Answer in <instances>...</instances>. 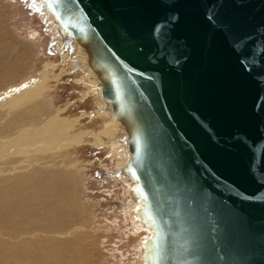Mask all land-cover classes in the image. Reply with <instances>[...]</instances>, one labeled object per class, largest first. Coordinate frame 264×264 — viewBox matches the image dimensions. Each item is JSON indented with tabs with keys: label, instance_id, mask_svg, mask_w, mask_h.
Returning <instances> with one entry per match:
<instances>
[{
	"label": "water",
	"instance_id": "obj_1",
	"mask_svg": "<svg viewBox=\"0 0 264 264\" xmlns=\"http://www.w3.org/2000/svg\"><path fill=\"white\" fill-rule=\"evenodd\" d=\"M122 126L150 264H264V0H49Z\"/></svg>",
	"mask_w": 264,
	"mask_h": 264
},
{
	"label": "bare ground",
	"instance_id": "obj_2",
	"mask_svg": "<svg viewBox=\"0 0 264 264\" xmlns=\"http://www.w3.org/2000/svg\"><path fill=\"white\" fill-rule=\"evenodd\" d=\"M39 1L60 27L49 6V0ZM46 19L49 22L51 18L46 16ZM61 31L63 38L60 37L61 41L57 47L61 57L60 64L67 62L82 70L81 79L84 80L81 82L84 85L86 81V90L91 89L92 85L93 89L96 87L97 91H93L92 95L96 103L102 102L98 107L99 110L103 109V112L95 111V115L99 113L101 119L106 122L96 136L92 135L100 142H108L113 146L122 145L120 152H123L122 155L129 162L130 152L124 130L100 94L96 72L87 64L82 46L76 40H72L69 45L64 41V30ZM28 60L10 64L5 69L8 76H0V248L4 252L11 250L21 257L30 255L31 251L36 253V249L40 248L39 252L48 254L46 264H73L71 254H65L66 251H63L70 249L72 238L76 237V241L84 229L82 207L74 205L76 196H73L72 191L78 182L79 173V160L74 156L72 149L83 136L68 133L74 122L61 117L65 107L54 105L51 97L45 96L46 90L41 89L44 77L48 74L47 70L40 73L37 85L31 86V82H27L28 79L24 81L23 78L27 76L23 74L26 73L25 65ZM48 67L51 65L45 68ZM13 78L23 80L12 82ZM23 92L24 95L21 94ZM125 167L124 172L128 173L133 181L131 189L139 197V205L133 206L135 217L140 227H146L150 231L147 230L148 237L143 241L145 252L139 258L143 259V264H150L153 251L150 240L155 233L154 226L141 213L144 198L136 191V176ZM44 239H50L49 243L43 244ZM53 239L63 241L57 242ZM39 257L38 262L33 259L37 262L34 264L43 262ZM5 262L11 264V260Z\"/></svg>",
	"mask_w": 264,
	"mask_h": 264
},
{
	"label": "rangeland",
	"instance_id": "obj_3",
	"mask_svg": "<svg viewBox=\"0 0 264 264\" xmlns=\"http://www.w3.org/2000/svg\"><path fill=\"white\" fill-rule=\"evenodd\" d=\"M46 16L51 18L49 22ZM60 37L63 38V34L59 25L39 0H0V76H8L5 69L10 64L29 59L25 65L26 73L23 74L29 78L23 79H28L32 86L38 84L40 73L47 70L41 89L46 90L45 96H50L54 105L65 107L61 117L74 122L68 133L83 136L72 149L79 160L78 185L76 183L72 191L76 196L74 205L82 207L84 229L76 241V237L72 238L74 245L63 253L71 254L73 264H143L139 256L145 252L143 241L148 237L149 230L140 227L135 217L133 206L139 205V197L131 189L133 181L129 174L124 172L128 160L120 152L122 145L100 142L92 135L96 136L106 122L99 113L95 115L102 102H95L92 95L93 91H97L95 86L93 89L92 85L90 91L86 90L87 83L84 81V86V79H81L82 70L67 62L60 64L61 57L57 50ZM49 64L51 67L45 68ZM14 79L12 82L23 80ZM99 111L102 113L103 109ZM114 147H117L116 150ZM62 239L53 240L59 242ZM49 240L44 239L43 244L49 243ZM2 250L0 248V260L3 259L0 264H6V260H11V264H34L39 256L43 261L40 263L46 264L48 255L39 252L40 248L36 249V253L31 251L30 255H23L24 258L11 250ZM13 254L14 258L11 257Z\"/></svg>",
	"mask_w": 264,
	"mask_h": 264
}]
</instances>
